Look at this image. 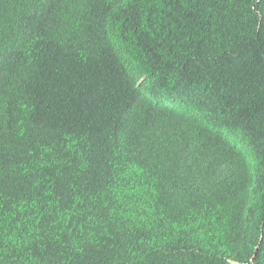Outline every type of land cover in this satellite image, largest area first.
Returning <instances> with one entry per match:
<instances>
[{"label": "trees", "instance_id": "obj_1", "mask_svg": "<svg viewBox=\"0 0 264 264\" xmlns=\"http://www.w3.org/2000/svg\"><path fill=\"white\" fill-rule=\"evenodd\" d=\"M0 264H264V0H0Z\"/></svg>", "mask_w": 264, "mask_h": 264}]
</instances>
